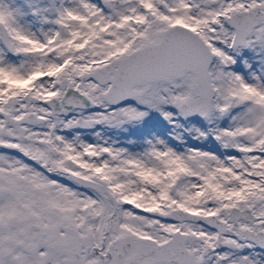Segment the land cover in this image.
Instances as JSON below:
<instances>
[{"label":"snow or ice","instance_id":"6c2138e0","mask_svg":"<svg viewBox=\"0 0 264 264\" xmlns=\"http://www.w3.org/2000/svg\"><path fill=\"white\" fill-rule=\"evenodd\" d=\"M0 264H264V0H0Z\"/></svg>","mask_w":264,"mask_h":264}]
</instances>
